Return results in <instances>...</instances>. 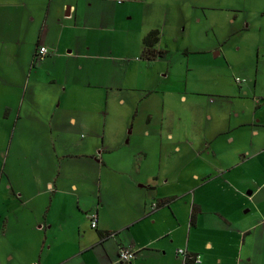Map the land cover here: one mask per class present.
Instances as JSON below:
<instances>
[{"label": "crops", "instance_id": "obj_1", "mask_svg": "<svg viewBox=\"0 0 264 264\" xmlns=\"http://www.w3.org/2000/svg\"><path fill=\"white\" fill-rule=\"evenodd\" d=\"M104 4L0 0V43L14 50L8 70H0L5 262L192 264L199 254L202 264H264V213L235 212L242 174L254 177L264 157L261 118L246 122L244 101H235L240 93L216 91L192 100L197 120L184 122L180 103L190 97L170 72L155 75L141 51L143 74L118 69L127 56L114 48L130 44L124 30L107 43L81 32L106 27ZM21 44L28 59L19 58ZM41 45L50 53L36 60ZM115 101L126 107L123 116L142 106L129 132V116L114 113ZM235 102L226 119L222 112ZM85 184L87 192L96 187V203L80 191ZM120 247L134 259L120 261Z\"/></svg>", "mask_w": 264, "mask_h": 264}, {"label": "rangeland", "instance_id": "obj_2", "mask_svg": "<svg viewBox=\"0 0 264 264\" xmlns=\"http://www.w3.org/2000/svg\"><path fill=\"white\" fill-rule=\"evenodd\" d=\"M75 1L84 2L85 5L88 2L95 5L98 3V0H69L70 3ZM103 1L106 27L93 31L83 27L81 32L92 33L95 40L107 43L110 40L118 41L119 35L124 34V30L130 44L124 47L115 46L114 51L116 56H127L128 62L118 61V69L127 68L138 77L143 74L141 65L144 64V60L140 58L142 39L150 30L159 29L161 36L158 47L167 50V54L154 62L147 61L146 65L155 67V75L161 74L162 71L170 72L169 74L179 81L178 89L181 92L187 91L186 95L190 97L188 102L180 103L182 120L189 123L197 120V109L191 105L192 100L204 101V94L218 91L237 96L240 93L241 97L247 100L238 98L235 101H244L246 122L253 124L251 118L255 114L262 120L263 128L259 136L261 140L259 146H261L264 142V0ZM233 18H236L234 23ZM247 23L250 24L249 29L246 27ZM216 47L221 50L219 55L214 53ZM18 50L19 58L28 59L27 46L21 44ZM13 55V48L0 43L1 71L8 70ZM236 79H241L242 82L238 84ZM138 84L135 82L132 86ZM257 100L262 101L263 104L258 109ZM236 104L238 105V102L222 112L226 119L237 107ZM112 105L118 117L129 116L130 121L128 119L126 123L129 132L133 115L137 116L142 106L138 107L136 104L133 115L130 110L129 115L123 116L126 107H121L116 101ZM131 106H134V103H131ZM139 117L143 126L142 114ZM101 122H103L102 118ZM109 128L107 126L104 129L101 124L100 131L102 133L105 130L109 135L110 131L107 130ZM81 134L85 135L83 131L80 132ZM99 139L102 141V135ZM247 140L246 136L245 143ZM97 142L99 143V140ZM254 148L258 150L259 147L254 146ZM256 163L259 170L255 171L254 177L244 172L239 180L241 194L238 196L239 203L235 207V212L238 214L257 208L264 213V157ZM120 181L125 183L126 177H121ZM83 189L84 191L79 190L87 194L88 203H96L98 198L96 187L91 192H87L88 188L85 184ZM247 214L249 217L258 215L257 212ZM76 219L79 221V216H76ZM0 261L7 264L4 251H0Z\"/></svg>", "mask_w": 264, "mask_h": 264}, {"label": "built area", "instance_id": "obj_3", "mask_svg": "<svg viewBox=\"0 0 264 264\" xmlns=\"http://www.w3.org/2000/svg\"><path fill=\"white\" fill-rule=\"evenodd\" d=\"M50 53V49L45 46V45H41L38 47L36 54H35V59L36 60H41L47 57V55ZM237 83H241L242 80L241 79H236ZM157 206V204L154 205V207ZM89 220H90V224L92 228H96L97 227V214L92 213L91 215H89ZM178 253L180 255H184L186 257H188V251L184 248H180L178 249ZM118 256L120 261H124V262H130L134 259L135 257V253L134 251L125 248V247H120L119 252H118ZM192 260V264H202V258L199 254H195L191 257Z\"/></svg>", "mask_w": 264, "mask_h": 264}, {"label": "trees", "instance_id": "obj_4", "mask_svg": "<svg viewBox=\"0 0 264 264\" xmlns=\"http://www.w3.org/2000/svg\"><path fill=\"white\" fill-rule=\"evenodd\" d=\"M161 32L159 29L154 28L150 30L142 39L141 58L147 61H154L157 58L164 57L167 54V50L159 48ZM164 204V203H163ZM105 237L109 233H105ZM104 236V234H101Z\"/></svg>", "mask_w": 264, "mask_h": 264}]
</instances>
